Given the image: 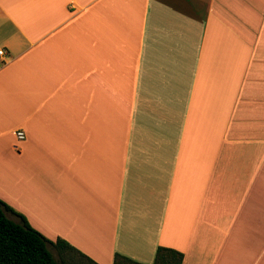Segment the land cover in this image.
Returning <instances> with one entry per match:
<instances>
[{
	"label": "crops",
	"instance_id": "crops-1",
	"mask_svg": "<svg viewBox=\"0 0 264 264\" xmlns=\"http://www.w3.org/2000/svg\"><path fill=\"white\" fill-rule=\"evenodd\" d=\"M0 50V199L32 227L264 264V0H0Z\"/></svg>",
	"mask_w": 264,
	"mask_h": 264
},
{
	"label": "trees",
	"instance_id": "trees-1",
	"mask_svg": "<svg viewBox=\"0 0 264 264\" xmlns=\"http://www.w3.org/2000/svg\"><path fill=\"white\" fill-rule=\"evenodd\" d=\"M51 248L57 251L59 260L55 258ZM72 253H76L85 264H96L66 241L45 237L30 225L24 215L0 199V264H79L71 258ZM182 258L180 252L158 247L153 264H181ZM125 263L139 264L124 256L115 255L114 264Z\"/></svg>",
	"mask_w": 264,
	"mask_h": 264
},
{
	"label": "rangeland",
	"instance_id": "rangeland-1",
	"mask_svg": "<svg viewBox=\"0 0 264 264\" xmlns=\"http://www.w3.org/2000/svg\"><path fill=\"white\" fill-rule=\"evenodd\" d=\"M11 218L16 219L13 216H11ZM51 251L54 254L55 258L59 260V255H58L57 251L54 248H51ZM70 255L72 256L71 258L73 259V261H75L76 263L85 264V261L83 259H81L76 253H72ZM125 264H132V263H125Z\"/></svg>",
	"mask_w": 264,
	"mask_h": 264
},
{
	"label": "built area",
	"instance_id": "built-area-1",
	"mask_svg": "<svg viewBox=\"0 0 264 264\" xmlns=\"http://www.w3.org/2000/svg\"><path fill=\"white\" fill-rule=\"evenodd\" d=\"M2 53H3V51L0 50V54H2ZM15 134H16V137L18 138V140H22L23 139V132L21 130L16 131Z\"/></svg>",
	"mask_w": 264,
	"mask_h": 264
}]
</instances>
